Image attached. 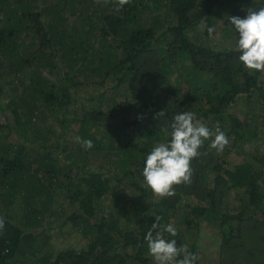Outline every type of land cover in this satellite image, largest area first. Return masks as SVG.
Instances as JSON below:
<instances>
[{
	"label": "trees",
	"instance_id": "1",
	"mask_svg": "<svg viewBox=\"0 0 264 264\" xmlns=\"http://www.w3.org/2000/svg\"><path fill=\"white\" fill-rule=\"evenodd\" d=\"M141 1L152 13L166 10L170 20L159 33L141 23L139 10L130 2L121 6L119 0L110 1L100 9L96 0H0V71L7 65L15 77H30L18 96L3 103L0 72V132H6L0 142V217L5 219L0 264H154L145 236L155 216L162 217L161 225L171 223L177 229V236L164 233V238L175 239L178 247L186 245L198 257L195 264H201L200 219L220 229L225 245L238 231L226 229L229 223L256 219L264 230V172L249 163L229 166L210 147L211 139L191 161V183L174 185V196H156L143 177L147 155L158 143L170 141V123L178 113L194 112L213 132L219 127L230 150L257 137L255 118H239L232 108L242 96L264 98V74L240 62L239 33L229 18L246 17L248 9L264 7V0ZM69 17H75L72 25ZM205 17L204 34L209 36L207 28L221 21L234 37L233 48L216 50L190 40L188 33ZM43 70L60 72V85ZM110 75L116 85L127 87L130 100L114 102L109 113L83 108L80 118L70 115L72 89L81 84L77 76L104 81ZM42 108L53 113L62 129L71 123L82 127L80 138L94 146L86 149L80 143L79 155L95 151L114 156L121 172L141 180L126 201L117 191L115 214L100 217L97 212L99 202L114 191L112 172L85 170V164L66 153L62 138L46 145L49 127H38ZM160 112L165 114L159 117ZM10 135L16 137L8 141ZM31 143L37 147H28ZM53 148L68 163L62 165ZM254 160L264 165V154ZM240 189L246 193L241 209L225 211L226 193ZM190 196L198 203L182 204ZM16 201L19 218L8 212ZM181 210L188 217L177 228L174 219ZM46 217L49 225L60 217L59 228H77L84 244L54 259L41 253ZM156 231L160 229L154 236Z\"/></svg>",
	"mask_w": 264,
	"mask_h": 264
},
{
	"label": "rangeland",
	"instance_id": "2",
	"mask_svg": "<svg viewBox=\"0 0 264 264\" xmlns=\"http://www.w3.org/2000/svg\"><path fill=\"white\" fill-rule=\"evenodd\" d=\"M50 4L53 0H44ZM115 0H96L98 8L102 9L105 4ZM129 2L136 7L140 12L141 23L145 26L155 27L159 33L162 28V24L166 25L170 18L166 14V10L162 8L159 13H152L144 9V2L141 0H129ZM113 7L114 5L111 4ZM78 16V15H75ZM75 21V17H69V25ZM212 27L215 28V32L212 36L204 34V29L201 27L196 28L188 33V37L191 41L202 44L204 46H210L216 50L231 49L234 47V37L223 26L221 21H217ZM119 54L121 52L119 51ZM45 71V70H43ZM3 72L2 79V101L7 103L10 98L18 96L23 87L28 84L30 79L29 75L25 79L15 77L13 75V68L7 65L0 71ZM48 79L55 85H60L61 73L45 71ZM79 86L72 89L73 102L69 107L70 115L80 118L83 114V108L88 110H101L104 112L110 111V108L114 102L125 103L130 100L127 87L123 85H116L114 78L110 75L101 81L99 78L92 80H84V76H77ZM25 81L22 82V81ZM174 84L173 81H171ZM262 103L264 104V98L260 95L254 94L250 98L242 96L237 104L232 108L233 115H237L239 118L247 117L249 120L255 118L252 121H257L259 124L258 135L250 143L245 144L238 150L224 148L222 152H216L217 155L224 158L229 166H234L242 163H249L254 169L262 170L264 172V165H260L258 161H255L256 157L264 154V141L261 140L264 136V117ZM41 115V122H38V127L41 129L49 127L48 136L43 139L46 141V145H54L59 138H62L60 142L61 146H64L67 154L72 155L79 164H85L87 171L92 172H107L111 171L110 175L113 187L112 194L102 199L98 204V216H109V214H115L117 212L116 202L114 201V195L117 191L123 197L122 200L128 199L127 195H133L138 191V187L141 185L140 181L136 177H129L125 173L121 172V167L116 163L117 158L114 156L105 157L104 154H98L95 151H89L79 155L82 151L80 142L77 137L80 138L79 132L81 126L71 123L64 129L60 127L58 122L55 121L53 113L49 110H44ZM103 132V131H102ZM101 132V133H102ZM6 135L0 132V142L3 141V137ZM16 136L10 135L8 141H11ZM29 141L32 139L31 134L28 135ZM107 140V139H105ZM112 141H116L115 138ZM24 143V141H23ZM106 143V141H104ZM25 144V143H24ZM26 145V144H25ZM80 145V147H79ZM37 147V143L28 144V147ZM57 152L56 155H61V164L68 163V160L63 157L59 149L53 148ZM59 150V151H58ZM81 151V152H80ZM104 156V157H103ZM118 177V181L116 178ZM244 189L232 190L226 193L223 200V206L225 211L230 213L238 212L241 209V205L246 201V193ZM198 200L195 196L184 197L182 204L196 205ZM8 210V209H7ZM10 214L18 216L21 215V208L18 206V202L12 205L8 211ZM188 217L185 214V210L179 211L178 215L174 219L175 226L181 228V222L184 218ZM59 219L55 220L52 224H48V217L44 221V232L40 237V243L44 246L41 253L51 255L54 259L58 254L72 249H79L85 240L83 239L80 231L74 228L71 224H67L62 228H59ZM199 224V240H198V256L201 264H264V240H263V228L258 224L256 219H245L240 222L229 223L225 228L233 226L234 229H238L237 234L233 236L229 244L223 243L222 234L219 228L215 227L213 223L206 221L205 219L198 220Z\"/></svg>",
	"mask_w": 264,
	"mask_h": 264
},
{
	"label": "clouds",
	"instance_id": "3",
	"mask_svg": "<svg viewBox=\"0 0 264 264\" xmlns=\"http://www.w3.org/2000/svg\"><path fill=\"white\" fill-rule=\"evenodd\" d=\"M129 0H119L121 6ZM207 17L201 21L203 30ZM230 24L239 33L237 50L241 53L240 62L250 71L264 74V7L258 10L248 9L244 18L233 16ZM207 32L212 36L214 27H208ZM160 112L157 115H164ZM171 139L169 142L158 143L147 155L143 169V177L153 193L161 198L175 195L174 185L191 183V161L201 155L200 149L205 140L211 139L210 147L222 152L229 144L227 134L219 127L215 132L199 121L192 111L176 114L170 123ZM214 137V138H213ZM78 142L86 149L94 145L91 140L77 137ZM162 217L155 216V223L147 232L149 255L154 264H195L198 257L189 252L187 246H177L175 239H165L164 233L177 236V229L171 224L161 225ZM5 227V219L0 217V230ZM156 229L155 236L153 232ZM182 257V258H181Z\"/></svg>",
	"mask_w": 264,
	"mask_h": 264
}]
</instances>
